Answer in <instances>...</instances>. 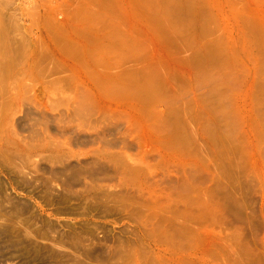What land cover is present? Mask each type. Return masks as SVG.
Here are the masks:
<instances>
[{"label":"rangeland","instance_id":"obj_1","mask_svg":"<svg viewBox=\"0 0 264 264\" xmlns=\"http://www.w3.org/2000/svg\"><path fill=\"white\" fill-rule=\"evenodd\" d=\"M0 199V264H264V0H0Z\"/></svg>","mask_w":264,"mask_h":264},{"label":"bare ground","instance_id":"obj_2","mask_svg":"<svg viewBox=\"0 0 264 264\" xmlns=\"http://www.w3.org/2000/svg\"><path fill=\"white\" fill-rule=\"evenodd\" d=\"M62 159V158H61ZM17 167V166H16ZM21 172V171H20ZM64 174V173H63ZM85 175V174H84ZM25 181V180H24ZM28 183V182H27ZM97 189V188H96ZM5 190V189H4ZM7 194V193H6ZM5 194V195H6ZM73 194V193H72ZM98 197V196H97ZM5 198V197H4ZM2 199V198H1ZM0 199V200H1ZM8 199V198H7ZM101 200V199H100ZM103 200V199H102ZM6 201V200H5ZM104 201V200H103ZM7 203V202H6ZM105 203V202H104ZM89 205V204H88ZM16 206V205H15ZM103 206V205H102ZM97 207V206H96ZM20 208V207H19ZM24 208V207H23ZM108 209V208H107ZM23 210V209H22ZM100 212V211H99ZM20 213V212H19ZM4 214H5V212H4ZM4 216V215H3ZM1 217V216H0ZM20 220V219H19ZM16 225V224H15ZM40 233V232H39ZM183 236V235H182ZM54 237V236H53ZM67 237V236H66ZM172 237V236H171ZM181 238V237H180ZM71 239V238H70ZM169 239V238H168ZM77 240V239H76ZM167 240V239H166ZM172 240V239H171ZM66 242H67V240H66ZM185 242V241H184ZM47 243V242H46ZM51 244V243H50ZM61 244V243H60ZM66 244V243H65ZM64 252V251H63ZM66 252V251H65ZM68 254V253H67ZM107 256H109V255H107ZM73 257V256H72ZM76 257V256H75ZM78 259V258H77ZM83 259V258H82ZM57 261V260H56ZM61 261V260H60ZM96 262V261H95ZM62 263V262H61ZM88 263V262H87ZM105 263V262H104ZM96 264V263H95Z\"/></svg>","mask_w":264,"mask_h":264}]
</instances>
